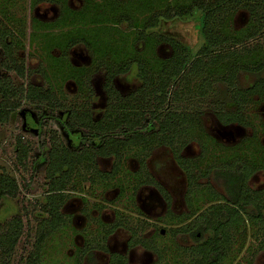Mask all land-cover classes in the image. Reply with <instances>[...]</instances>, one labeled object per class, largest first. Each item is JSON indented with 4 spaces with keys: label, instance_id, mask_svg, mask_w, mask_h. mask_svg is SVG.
<instances>
[{
    "label": "trees",
    "instance_id": "1",
    "mask_svg": "<svg viewBox=\"0 0 264 264\" xmlns=\"http://www.w3.org/2000/svg\"><path fill=\"white\" fill-rule=\"evenodd\" d=\"M80 1L76 8H71L68 0L29 1L31 8L47 2L59 9L52 20L31 17L26 45L37 39L44 55V65L35 70L25 65L19 53L25 48V29H17V19L0 5V122H6L27 102L37 109L65 110V119H61L64 128L75 129L78 135L67 133L73 143L68 146L51 132L46 151L30 166V142L16 135V163L23 170L43 166L46 188L44 201L30 199L20 212L0 222V264H12L25 218L36 211L43 216H33V240L17 264H43L46 241L69 225L70 218L61 207L70 192L83 191L84 181L91 185L99 182L102 188L115 185L120 196L131 197L139 186L153 185L169 202L168 193L146 164L152 151L160 147L168 148L186 179L187 210L179 214L168 211L169 223L174 225L169 229L171 235L190 233L199 240L197 233H212L206 242L190 247V264H218L227 257L229 263L235 260L243 248L247 223L255 227L253 236L261 233L259 247L263 248L264 187L253 189L247 182L256 171H264V144L260 141L264 119L256 128L249 112L264 103V78L241 88L237 74L264 69V42L250 43L264 34V0ZM239 7L247 11V21L232 29V17ZM195 13L201 21L203 42L194 53L176 37L156 29L164 21ZM164 44L170 48L167 55L158 51ZM77 45L87 50V64L71 63L70 49ZM133 66L140 84L121 93L114 79ZM102 68L107 104L102 115L94 119L90 79ZM35 71L43 84L29 81ZM7 72L25 81L16 84ZM69 80L76 85L72 99L62 94ZM207 98H212L210 105L220 124L248 127L251 133L235 144L215 140L202 118V102ZM45 115L44 111L39 114L38 125ZM191 142L198 145L199 153L188 157L182 151ZM107 157H113L110 168L99 170L97 158ZM129 158L138 164L134 171L124 167ZM211 179L222 184L223 193L215 189ZM18 196L17 180L0 166V205L4 198ZM100 226L105 234L76 247L73 264H82L84 254L92 249L107 251L105 236L115 224ZM233 244L237 247L229 256L228 246ZM173 253L174 258L180 255L177 249ZM159 255L165 257L167 252L161 250ZM110 264L126 263L122 256L111 254Z\"/></svg>",
    "mask_w": 264,
    "mask_h": 264
},
{
    "label": "rangeland",
    "instance_id": "2",
    "mask_svg": "<svg viewBox=\"0 0 264 264\" xmlns=\"http://www.w3.org/2000/svg\"><path fill=\"white\" fill-rule=\"evenodd\" d=\"M30 0H0V5H4L9 13L17 19L14 24L19 30H24L26 34L23 38L25 48L20 50L19 53L24 57L25 65L29 68L36 69L39 66L44 65V55L38 46L39 41L35 39L30 46L26 45L27 34L31 30V17H37L41 20H52L56 17L59 9L57 5L43 2L35 7H29ZM68 5L71 8H76L81 5L80 0H68ZM198 13L193 16L183 19H173L164 21L156 28L161 33L176 37L182 43L187 45L191 52L194 53L202 44L203 37L200 30V18ZM248 13L245 9L237 8L235 14L232 17L231 28L237 29L245 24L247 21ZM264 42V34L256 39L250 40V43ZM159 53L161 55H167L170 52V48L167 45L159 47ZM69 58L72 64H87L90 60L87 50L82 45H77L70 49ZM104 69H99L94 73L90 79L91 85L94 88V95L92 99V115L94 118H98L102 115L105 105V93L103 89ZM10 74L16 84H21L25 80L18 78L13 72H7ZM257 78H264V69L258 72L240 71L237 74V86L244 88L251 85ZM29 81L36 84H43L42 77L39 72L35 71L29 77ZM114 83L116 88L121 93H128L136 88L140 81L136 76V69L133 66L126 74L115 77ZM222 87V85H220ZM76 92V85L73 81L69 80L64 83L62 87V94L68 99H72ZM212 98H207L202 102V118L204 125L208 133L217 141L222 144L229 145L235 144L238 140L251 133L250 128H246L237 124L222 125L217 120L214 111L210 105ZM45 111L49 117H46L40 125V128L36 124V119ZM252 119L255 123V127L259 128L260 120L264 119V103H261L254 109L256 115L251 110ZM47 116V115H45ZM53 116V117H50ZM65 118V111L57 110L51 111L46 107L35 108L29 103H24L18 110L9 115V119L6 122H0V166L3 167L10 175H12L19 184V196L17 199L4 198V201L0 205V222L8 218L10 215L20 212L21 206L26 205L28 200L37 198L40 201H44L45 191V178L43 166H39L38 169L29 167L27 170H23L16 163V135H21L23 138L31 143V152L28 158L29 166L31 162L37 157V155L43 151H46L48 145V138L51 131L59 135L66 145L73 144L71 135H67L63 130L62 125L58 122V118ZM71 133H75L74 129L70 130ZM84 134V132H82ZM262 144H264V136L260 138ZM86 142V141H85ZM80 145V144H79ZM215 152V151H213ZM183 155L192 157L199 153L198 145L195 142L189 143L182 151ZM113 161V157L97 158L96 164L99 170H108ZM148 170L152 175L160 182L172 195L173 202L172 208L175 212L186 211L187 208L182 200V195L185 187V176L181 169L176 165L173 160L171 152L168 148H156L152 151L150 156L146 159ZM124 167L129 169H136L137 162L133 158L127 159ZM125 180L124 177H122ZM119 181V180H118ZM116 180L112 181L114 184ZM121 181H119L120 183ZM215 189L223 193V186L219 181L210 180ZM249 186L252 188H262L264 186V171H258L251 175L248 180ZM89 181L82 183L83 191L70 192L66 203L64 204V211L71 214V225L76 229H91L92 221L88 220L81 211L86 206L91 216L98 214L97 208L94 207L95 203L103 204L107 200L115 199L118 191L117 186H106L102 188L100 183L97 182L91 185ZM139 203L147 212L148 220L143 218H132L136 224H140L143 227L144 234H150L149 236H155V229L162 228L167 229V214L164 201L160 198L158 192L150 188H141L138 190ZM85 198V202L81 199ZM152 198V199H151ZM154 198H157L156 201ZM117 199V198H116ZM102 202V203H101ZM124 199H119L114 203L115 206L122 207ZM110 205V204H109ZM105 204L106 208L101 210V214L106 219L112 217V205ZM128 206V204H127ZM97 207V206H96ZM132 215V213H130ZM33 216H43L42 213L36 211L32 215L25 218V229L20 241L18 242L15 251L12 264H17L20 256H24L27 250L30 248V243L33 240V232L35 226V220ZM137 219V220H136ZM152 224V225H151ZM72 226V227H73ZM28 227V229L26 228ZM72 227H66L64 231H60L50 237L45 243V255L43 257V264H71V256L74 253V244H80L82 242L81 232L72 231ZM72 228V229H71ZM247 233L243 248L239 251L236 259L240 261L239 264H246V260L250 259L251 255H254V264H264V251H259L258 245L260 244L259 235L253 236L252 233L255 227L250 226L247 223ZM28 235H26L27 233ZM259 234V233H258ZM208 234L206 235V237ZM205 237V238H206ZM128 235L121 231L118 235L112 238L119 251L124 246V241L127 240ZM261 238V237H260ZM158 242L160 247L171 244V237L169 234L155 237L154 240ZM179 239L178 241L185 245H192L194 243L191 239H185L184 242ZM203 240V239H202ZM234 245V244H233ZM237 246L233 247L236 248ZM255 251V252H253ZM135 260H130L131 264H143L144 260H154L155 255L153 253H147L138 246L133 248ZM100 264H104L102 254H99ZM187 260V259H186Z\"/></svg>",
    "mask_w": 264,
    "mask_h": 264
},
{
    "label": "flooded vegetation",
    "instance_id": "3",
    "mask_svg": "<svg viewBox=\"0 0 264 264\" xmlns=\"http://www.w3.org/2000/svg\"><path fill=\"white\" fill-rule=\"evenodd\" d=\"M93 90H94V88H93ZM104 93H105V91H104ZM24 103H27V102H24ZM106 104H107V100H106V94H105V105H104V108H103V112L105 110ZM43 107H45V106H43ZM90 108H91V112H92V102H91V107ZM57 110L61 111L62 109L61 108H56L55 111H57ZM63 111H65V110H63ZM46 115L47 116H45L44 119L46 117H49L47 113H46ZM50 117H53V116H50ZM92 117L94 118L93 115H92ZM37 119H38V117H37ZM37 119H36V121H37ZM44 119H42L41 123L43 122ZM61 119H65V118L59 117L58 118V122L61 123L63 130H65V133L67 134L70 131H67V129L64 128L63 123L61 122ZM94 119H97V118H94ZM41 123H40V125H41ZM36 124L40 128V125H38V123H36ZM51 132H54V131H51ZM74 132H75L74 135L78 136L75 129H74ZM79 132H80L79 134H81V136H83L82 135L83 131L81 132V130H79ZM48 135H50V134H48ZM30 145H31V143H30ZM15 150H16V148H15ZM137 168H138V164H137ZM136 169H134V170H136ZM130 170L134 171L132 169H130ZM258 171H262V170H258ZM258 171H256V172H258ZM184 176H185V174H184ZM154 179L157 181V179L155 177H154ZM158 183L160 185H162L160 182H158ZM143 187L156 190L158 192L160 198L164 201V204L166 206V214H167V217H168L167 224L169 226H168L167 229L156 228L155 229V233H154L155 234L154 237L149 236L150 234L149 235L148 234H144V230H143L142 225L136 224L134 221H132L133 217H136L137 219H139V217H140V219L143 218L145 220L150 219L147 216L146 210L139 203V196L137 194L138 190L143 188ZM163 188L168 193L169 202L166 201V199L164 198L162 192H160L159 189L156 188L155 186H153V185H142V186H139L135 190V193L133 194L132 197L129 194H127V195L125 194L124 196H120L119 188H117L118 189V191L116 193L117 194L116 195L117 199L115 198V199L107 200L106 203H103V204H100V202L94 204V207L97 208V210H98L97 211L98 214H96V215L91 216L89 214L88 208H86V206H84L83 210L81 211V213H82V215H84V217H86L88 220H90V222L92 221V226L93 227L91 229H84V228L76 229L73 226V224H72L73 227L70 226L71 225V221H72L71 214L66 213L64 211V208H63L64 204L67 201L66 200L64 202V204L62 205V207H61V211L63 213H65L66 215H68V217L70 218L68 227H72L73 228L72 231L81 232V238H82V242L80 244H78V243L74 244V249H73L74 253L71 256V258H72V263L71 264L74 263L73 256H74V254L76 252V247L82 246L86 240L92 239V237H95V236L98 235V238H100L101 236H103L105 234V231L102 229L100 224H111V223H114L115 226H113L114 228L111 229V232L107 233L106 236H105V245L107 247V251H102V250H99V249H92L90 251H87L84 254L83 258H82V264H100L99 254H102L103 260H104V264H110L111 254L120 255V256L123 257V259H124L126 264H131L130 260L136 261L135 260V256H134L135 254L133 252V248L138 247V246H140L143 249V251L145 252L146 255H147V253H153L155 255V259L154 260H152V261L151 260L150 261L149 260H144L143 264H190V258H191L190 250H189L190 247L193 246V245L196 246L198 244H202V243L206 242L207 240H209V238L212 237V233H210V232H206L205 233L204 232L202 235L197 233V236L200 237L199 240H195L190 235V233L189 234L187 233L185 235H176L175 237L172 236L171 232L169 231V229H170V227H173L174 225L169 223L170 219H169L168 211L171 210L173 213H178V214L181 213V212H175L173 210V208H172V202H173L172 201L173 200L172 195L170 194V192L164 186H163ZM253 189H258V188H253ZM185 190H186V179H185L184 192H183V195H182V200H183L184 204H185V202H184ZM74 193H76V192H74ZM81 199L85 202L84 196H82ZM119 199H124L125 202L122 204V207L118 208L117 206L114 205V203H116V201H118ZM154 199L156 201H158L157 198H154ZM107 203H108V205L110 204L109 206L112 205V207H113L112 208V217H111V219H106L105 216H103V214H101V210H104L106 208L105 204H107ZM128 203L130 204L131 208L130 207H126ZM130 213H132V215ZM261 214L264 215V209L261 210ZM121 231H124L128 235V238H127V240L124 241L125 243H124V246L122 247V250L119 251V249H118L117 245L115 244V242L112 241V238L115 235H118L119 232H121ZM166 233L170 235L172 243L169 244V245H164V246L160 247L158 245V242L156 241V239L154 240V238L158 237V236L166 235ZM207 234H208V236L206 237ZM260 234L261 233H259L257 235H260ZM188 238L194 241V243L192 245L191 244L190 245H185L184 243H181V242L178 241L179 239H182L181 241L184 242L185 239L187 240ZM228 247H229L228 250L230 252V253L228 252L229 256H232L234 254V248H233L234 245H229ZM258 248H259V251H264V247L261 248L258 245ZM176 249L178 250V252L180 251V255L177 256L176 258H174L173 251L175 252ZM161 250L167 252V255H165V257H164V255L163 256L159 255ZM253 252H255V251H253ZM254 258H255V256L251 255L250 259L246 260L247 261L246 264H254ZM229 261L230 260H228V257H227L226 259H223L222 261H220L218 264H239L240 263L239 260H237V259L234 260V258L232 259V261L230 263H229Z\"/></svg>",
    "mask_w": 264,
    "mask_h": 264
}]
</instances>
